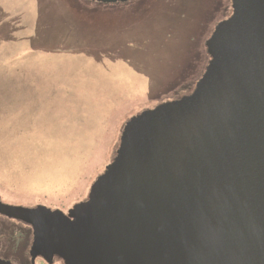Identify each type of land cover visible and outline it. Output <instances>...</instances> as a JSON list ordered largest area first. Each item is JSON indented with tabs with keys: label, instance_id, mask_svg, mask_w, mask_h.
<instances>
[{
	"label": "water",
	"instance_id": "1",
	"mask_svg": "<svg viewBox=\"0 0 264 264\" xmlns=\"http://www.w3.org/2000/svg\"><path fill=\"white\" fill-rule=\"evenodd\" d=\"M231 4L194 90L126 122L85 201L0 199L32 226L31 264H264V0Z\"/></svg>",
	"mask_w": 264,
	"mask_h": 264
},
{
	"label": "rangeland",
	"instance_id": "2",
	"mask_svg": "<svg viewBox=\"0 0 264 264\" xmlns=\"http://www.w3.org/2000/svg\"><path fill=\"white\" fill-rule=\"evenodd\" d=\"M138 1L0 0V199L5 204L67 213L88 198L113 161L121 125L188 92L203 72L206 41L216 20L230 14L227 5L203 31L201 24L178 27L179 13L148 19L139 9L131 18L143 7ZM153 25L166 39L156 46L151 34L141 38L131 60L137 70L104 56L124 37L123 30L136 38L135 32ZM155 73L156 92L145 76ZM0 241L1 260L30 264L29 223L0 214ZM36 264L46 263L39 258Z\"/></svg>",
	"mask_w": 264,
	"mask_h": 264
},
{
	"label": "trees",
	"instance_id": "3",
	"mask_svg": "<svg viewBox=\"0 0 264 264\" xmlns=\"http://www.w3.org/2000/svg\"><path fill=\"white\" fill-rule=\"evenodd\" d=\"M129 1L130 0H128L126 3H128ZM138 2L142 3L143 7L137 6L136 11L131 14L132 15L131 18L133 16H137L138 17L139 16V12L141 10L143 12H147L149 14L148 15L149 16L148 19L155 18V16H170L169 18L173 19V16H178L177 14L179 13V17H181L183 19L181 20L180 25H178V27H180L181 29H185V28H187L189 26L188 28L190 30L194 29V28H198V26L200 24H201V29L203 31H204V29L208 30L209 29V22L210 23L213 22L215 20V18L218 17L217 13L219 11H221V8L223 7V4L227 5V8L230 11V14L227 15V16H224L222 18H218L216 20V22L218 20L220 21V20H223L225 18H228L231 15V12H232L231 0H165V1H162V0H139ZM158 2H159V4H158ZM160 3H162L161 6H158V5H160ZM116 4H120V3H116ZM121 4H123V3H121ZM139 9H141V10H139ZM215 24L216 23L214 21L213 25H215ZM155 28L156 27L153 25L152 27H149L147 29H145V28L139 29L137 32H135L136 38H133V35H131L132 34L131 33L132 30L131 31L130 30H128V31L123 30L124 32L122 33V35L124 37L120 38L118 41H115L113 46L110 49H106L105 53L107 55L104 54V56H108V58L110 57V60H112V61H115L117 59H120V60H123V61H128L130 63V66L132 65L131 67L133 69L137 70L135 64H133V62H132L133 61L132 57L134 58L135 53H138V51H139V48L141 46L140 45L141 44V38L145 39L147 34H151L153 36V38H154L152 40L153 43L155 42V43H157L156 46H160V45H162L160 43L162 41L161 39L166 37L165 33L164 34L162 32L160 33ZM207 30H205V31L207 32ZM154 32H155L156 36L153 35ZM119 34H120V32H119ZM161 36H164V37L162 38ZM129 37H132V40H134L135 42L134 41L128 42L129 41ZM164 39H166V38H164ZM147 44H150V41H147ZM150 47L151 46H147V49H149ZM116 50H118V52H120V56H115L114 55L115 54L114 51H116ZM127 51L129 53L128 56H127V54H128ZM98 56H100V55H98ZM206 56H207V61H206V64H205V66L203 68V72L196 79V81L194 82V85L188 90V92H184V93L180 94L177 97H174V98L159 102L158 104L154 105L152 108L156 107L157 105H159V104H161V103H163L165 101L177 99V98H180L183 95L191 93L194 90L197 81L203 75V73H204V71L206 69V66H207V64H208V62L210 60V56L208 54H206ZM139 72H141V71H139ZM158 73H160V68L157 71V74ZM175 74H177L176 69L174 70V74L173 75H175ZM145 76L149 78V81L151 80L153 82L152 84L154 86L152 88V91L155 90V92H156V88L159 86V85L155 84L156 83L155 80H157L156 73L153 74L152 76H148V74L145 75ZM174 80H175V78H172L170 81L167 80L168 82L165 81L164 84H168V83H170L171 81H174ZM151 87L152 86L150 85L149 86V95H150ZM146 109H148V108H146ZM127 121H125L124 124L121 125V133H122L123 127H124V125H125V123ZM119 143H120V139H119ZM54 210H57V209H54Z\"/></svg>",
	"mask_w": 264,
	"mask_h": 264
},
{
	"label": "flooded vegetation",
	"instance_id": "4",
	"mask_svg": "<svg viewBox=\"0 0 264 264\" xmlns=\"http://www.w3.org/2000/svg\"><path fill=\"white\" fill-rule=\"evenodd\" d=\"M64 213H65V212H64ZM67 213H68V212H67ZM67 213H66V214H67ZM1 248H2V244H1V241H0V253H1V251H2ZM30 251H31V248H30ZM30 257H31V256H30ZM39 258L42 259L46 264H54L57 260H58L59 262H61V264H64L63 261H61L60 259H57V258H54V260H53L52 263H48L45 259H43V258H41V257H37L36 260L39 259ZM0 260H1V259H0ZM36 260H35V264H36ZM2 261H3V260H2ZM58 261H57V262H58ZM5 262H6V261H5ZM10 263H11V264H14L13 262H10ZM30 264H31V261H30Z\"/></svg>",
	"mask_w": 264,
	"mask_h": 264
}]
</instances>
